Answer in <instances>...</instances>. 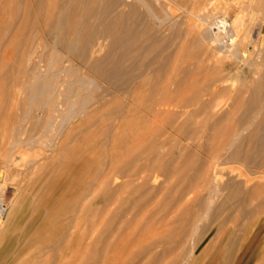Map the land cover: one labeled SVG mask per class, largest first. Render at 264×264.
I'll return each mask as SVG.
<instances>
[{"label": "bare ground", "instance_id": "1", "mask_svg": "<svg viewBox=\"0 0 264 264\" xmlns=\"http://www.w3.org/2000/svg\"><path fill=\"white\" fill-rule=\"evenodd\" d=\"M249 1L253 2L252 15L249 16V12L242 10L240 14H235V18L232 20L234 22L231 24L228 22V18L230 19L232 15H228L229 17L225 20L222 19V11L210 10L208 8L211 5V0H4L5 4L8 2V4L15 3L16 5H23L22 9H24L23 14L25 16L20 21L19 30L15 31L14 38L18 39L19 36H22L18 41L23 47L22 49L26 47L23 55L26 57L27 62H30L31 68L29 66L26 68H30V70H21L19 68L20 70L18 71L20 74L13 77H17L16 85L13 83L15 85L13 86L14 88L11 86L13 89H7L5 92L3 91L4 93L1 92L3 94H0L2 96L4 95L5 99H9L11 96L13 97L22 93L24 96L23 101L25 102L23 108L24 117L22 120L25 123H19V132L25 133L24 131L27 130L25 127L27 125L26 121H29L33 116L37 115L36 126L34 127L39 128L38 131L42 129L46 138H48L47 141L56 145L57 148L59 147L60 151L64 152L65 150L66 156L70 155L67 152L69 149H72L70 151L74 150L69 145L79 141L78 133H84V131L95 129L96 127V129L99 128L102 130H100L101 132L98 131L101 133L99 136L102 135V132L109 131L106 134V137H108V134L112 132L111 129H113V121L115 122V118H117L116 121L120 118H129L131 121L127 120L126 122L130 121L138 126L140 125V127L144 126L148 128V132L153 127L152 130L158 132L159 136H166L168 134V136L173 137L174 135L172 134L176 133L177 135L186 136L188 140L185 139L187 141L190 140L193 142L199 133L209 134V132L218 133L220 131L222 134L220 139L210 137L213 138L212 140H215L213 142H211L212 140L208 136L210 143L207 149L203 151L206 156L205 161L201 164L202 169L198 168L202 172L197 170L199 172H197L198 174H191L192 172L190 173V171H193V173L196 172L194 171L195 164L190 160L191 158H185L183 161L179 160L181 166L175 165L178 168H175L176 170L173 169V172L164 169L167 165L164 168L161 167L162 170L164 169L162 174L168 176L166 180L172 178L174 182L177 181L178 185L173 183L178 186H176V190H180L182 196L184 195L185 189L191 195L193 189L195 187L197 188L196 183L200 179L203 184L202 189L199 188L202 192H205V198L203 203L199 199L201 201V204H199L208 213L223 190L227 189V187L222 185L223 167L227 164H236L237 166H232L230 170L234 172L233 174L237 178L242 175L246 180L240 179L234 181V186L228 188L229 201L221 205L219 211L233 207L231 205L232 203L239 202L237 209L249 213L250 205L253 204L252 202L255 199L260 201L259 207L260 205L264 206V147L258 146L261 149H255L257 151L256 153H252L251 147L253 143L256 144L255 140L259 139L257 137L259 135V127L264 124V0ZM10 5L12 6V4ZM20 5L19 7H21ZM30 6H32L31 8L34 7L33 11H31ZM12 9L13 11L11 12L14 16H19L21 11L18 12L15 6ZM6 12L8 11L6 10L4 13ZM234 13L235 9L232 10V14ZM11 29L12 27L7 25L3 31L4 35L6 36L8 32H11ZM29 30L31 31L30 36L27 37L25 35L24 37V34ZM252 30L253 37L251 38L250 34ZM38 37L43 38L39 40ZM109 40L112 43L109 44L111 47L107 56L105 55L106 59L103 58L105 59L103 61L98 60L92 65L91 63L95 61V58L106 49ZM249 46L252 47V51H247L246 48ZM42 47L44 48L43 50L47 51L46 54L49 53L47 57H45V53L43 55V52L40 55L41 53L39 51ZM37 53H39V56H35ZM21 61L20 65H22ZM106 64H111L112 69L109 70V67L107 71L106 67L109 65L105 66ZM103 65L106 71L98 68L103 67ZM114 76L117 78L120 77V81L115 82V79H113ZM13 78L12 80H14ZM228 82H231V85H226ZM235 82H241V85L236 86ZM103 85L105 86L103 87ZM113 90L122 92L114 97L113 93L115 92ZM247 94L250 96V99L246 118L238 120L234 113H238V111L244 108L242 105L244 106L245 104ZM223 96L233 100L234 108L232 111L224 113L225 115L221 119L216 120L210 125L211 120L215 116L217 100ZM113 104L115 105L114 107ZM100 117L102 122L97 123ZM197 119H200V121L196 122ZM32 120L34 121L35 119L33 118ZM130 122L128 123L131 124ZM193 123L195 126L185 131ZM118 125H116V128L120 130L122 124L119 127ZM132 129L134 132L137 131L134 127ZM33 130L31 131L33 132ZM119 130L116 129V131ZM142 131L140 130L139 133L141 132L142 134ZM32 132L30 134H34ZM88 132L90 133V131ZM245 132L249 134L244 135L246 134ZM104 133L103 139L106 138ZM124 133L126 131L123 132V135H125ZM35 134L37 136V133ZM126 134L131 135L129 132ZM176 134L175 136H177ZM25 135L17 134L22 139H24L23 137ZM97 135L95 133V137ZM109 136L113 138V134ZM86 137L84 138L88 139L90 136L88 135ZM172 137L170 139L174 140ZM204 138L207 139V137ZM170 139L169 137H165L158 145L166 146L167 151V148L170 147L168 145L171 142ZM148 140L151 141L149 137ZM104 141L102 143L103 146L107 145H104ZM139 141L137 143L140 144L141 142ZM243 141L246 142V145L248 141L250 143L245 153L241 151ZM132 142L135 143L134 138ZM24 143L26 144L28 142ZM144 143L147 144L146 146H149L147 142ZM261 143L263 145V141ZM86 144H88L89 149H92L89 147V142ZM200 145L202 144L200 143ZM105 147L107 148L108 146ZM138 147L140 146H137L135 148L136 150L134 149L132 152L139 151L137 150L139 149ZM171 147L173 146L171 145ZM142 148L140 150L141 152H143ZM147 148L146 152L149 151H147ZM201 148H203V145ZM55 150L57 149L55 148ZM75 151L70 156L73 154L75 156ZM137 153L134 154V157ZM154 154L152 155L153 159L157 156L155 152ZM181 154L178 156H181ZM146 155L148 154L146 153ZM166 155L165 158L167 159ZM137 156L135 161H137ZM131 157L133 158V155ZM145 160L147 161L148 158L141 160V162L145 164ZM139 162L136 163L138 164ZM130 163L134 164L135 167L136 163L130 161L129 165H131ZM144 164L142 166L147 168L146 164L148 163L146 162ZM138 165L137 168L141 167ZM108 167L111 168L110 166ZM171 167L170 169H172ZM156 168L158 169L157 166L152 167L154 172L159 173V170H154ZM114 171L112 170L111 172ZM147 171L148 169L140 171L136 178L144 173L146 174ZM126 175L124 174L123 176ZM4 176V171L0 169V179H3ZM111 176L113 177L112 174ZM150 177L140 176V178L144 179V181L142 180L144 183H136L137 187L139 184L143 187L147 180L149 182ZM95 178L93 177V179ZM153 178L157 180L155 176ZM172 179H170V182L173 181ZM102 182L105 185L106 180L104 181L103 179ZM131 182L133 187V179ZM94 183L96 182L93 181ZM96 184L98 187V181ZM94 186L92 189L95 188ZM98 188L96 191H99ZM89 191L88 193L90 194ZM150 193L151 191L148 192V194ZM164 194L167 195V192L165 191ZM175 196L177 195L175 194ZM175 196H172L173 199ZM195 198L193 197V199ZM173 199V204L178 201L179 205L180 201L175 199L176 202H174L175 200L173 201ZM81 206H79L80 209ZM83 212L80 216H83ZM193 221L191 224H194V228L190 233L185 234V241H192L194 243L187 258L181 259L179 263L206 264L207 261L205 258L209 245L204 247V244L200 243V239L196 242L195 236L198 234L201 222L197 219ZM68 227L69 225L66 223V228ZM72 233L76 234L74 230ZM78 233L77 231V236ZM69 234L71 233L69 232ZM245 248L238 251V258L244 252ZM255 258L257 257L254 255L253 259ZM218 262H213L212 264H221ZM225 264H229L228 259H225ZM248 264H259V260L256 259Z\"/></svg>", "mask_w": 264, "mask_h": 264}, {"label": "rangeland", "instance_id": "2", "mask_svg": "<svg viewBox=\"0 0 264 264\" xmlns=\"http://www.w3.org/2000/svg\"><path fill=\"white\" fill-rule=\"evenodd\" d=\"M210 3L211 5L208 7L210 8V10L215 9V11H222V14L224 16H222V19L227 20V17L232 15L233 18H228V22H230L231 24H233L234 22H232V20H234L235 14H240L242 10H246L247 12H249V16H251L253 13V2L249 0H211ZM10 4H12V6ZM10 4H8V2L5 4L4 0H0V93L3 91L5 92L7 89L9 90L14 88L13 86L16 85L17 77H13L20 74L18 70H30L31 68V64H29L30 62H27L26 57L23 55L24 49L26 47L22 49L23 47L18 41L20 38H22V36H19L18 39L14 38V33L15 31L19 30V24L21 23L20 21H22L25 16V14H23L24 9H22L23 5H16L15 3ZM19 5L21 7H19ZM14 6L15 9L18 10V12L21 11V13L19 14V16L21 17H19L18 15L14 16V14L11 12L13 11V9L11 10V8H14ZM31 7L32 6H30V8ZM33 9L34 7L31 8V11H33ZM233 9H235L234 14H232ZM6 10L8 12L4 13ZM7 25L11 26L12 29L11 32H8V34L5 36L3 31ZM30 33V30L27 31L24 34V37L25 35L27 37L30 36ZM251 34L250 37L252 38L253 30L251 31ZM250 37L249 39H251ZM42 38L43 37H38L39 40ZM109 42L106 49L96 57L97 59L95 58V61L91 63L92 65L95 64V62L98 60L103 61L106 59L105 57L109 53L111 47V45L109 44H111L112 41L109 40ZM18 44H20V46H18ZM16 47L17 49H15ZM43 49L44 48L42 47L39 53L43 52V55H45L47 51ZM246 49L247 51H252L251 46ZM39 53H37V55L35 56H39ZM48 54L49 53H47L45 57H47ZM40 55H42V53ZM19 59L20 61L22 60V65H20ZM24 64L26 65L25 67ZM107 65H109L108 67H106L107 71L109 67V70H111V64H106L105 66ZM20 66H23V68H21ZM28 66L30 68L27 69L26 67ZM103 67L101 66L98 68L102 71H106V68ZM12 78L14 80H12ZM119 78L120 77L117 78L114 76L113 79H115V82H119ZM13 83L15 85H13ZM229 84L231 85V82H228L226 85L229 86ZM235 85H241V82H235ZM104 86L105 85H103V87ZM113 92H115L113 93V96L115 97L122 91L118 92L113 90ZM1 94L0 148L2 151L0 150V169L4 171L5 176L3 179H0V195H2L5 200L7 213L4 219L0 221V264H181L179 263L180 260L187 258V255L189 254L194 243L192 241L186 242L185 234L192 231V229L194 228V224L192 225L191 222L195 219L201 222L198 234H195L196 242L200 239V243L204 244V247L209 245L205 258L207 261L206 264H212L213 262L217 263L220 260L222 261L218 263L225 264V259H228L229 264H248L249 262L255 261L256 259L259 260V264H264V206H258L260 204V201L257 199L253 200V204L250 205L249 213L242 212L237 209L239 202L232 203L231 205H233V207L219 211L221 205L226 204L229 201L228 188L230 186H234V181L240 179L246 180V178H244V176L242 175L239 176L238 179L237 176L233 174L234 172L230 170V168L232 166H235L236 164H227L223 167L224 171L222 177V185L224 187H227V189L223 190L220 197L216 199L213 207L210 208L208 213H206L204 208L200 207V204L203 203V200L205 198V192H202L201 190L203 183L200 181V179H198L199 181L197 180L198 182L196 183L197 188H201L200 190L195 187L190 195L185 189V192L183 193L184 195L182 196L180 190H176L178 187L177 181L174 182V179L172 178H169L168 181L166 180L168 176L162 174L164 169L171 172L176 170L175 168L178 167L175 165H178L180 167L181 163L179 162V160L183 161L185 158H191L190 160L195 164L194 171L196 172L193 173V171H190V173L192 172L191 174L195 175L198 172L197 170H199V172H202L201 164L205 161L206 157L203 151L204 149H207L210 143L208 139L210 137H216V139H220L222 137L220 131L218 133L209 132V134L199 133L200 135L198 134V136L194 139L195 141L193 142L190 140L187 141L188 139L186 136L177 135L176 133L175 134L177 136H175V134H172L174 135L173 137L168 136V134L166 136H159L158 132L152 130L153 127L150 128V132H148V128H145L144 126L140 127V125L138 126L135 123L130 122L131 119L129 118H120L122 121L120 119L116 121L117 118L113 117L115 118L116 123H118V121L120 120L119 123L122 124V127H120L119 130L118 128H116V125H118L119 123L116 124L113 121V129H111L112 132L110 131V134H113V138H111L112 136H109L110 134H108V137L110 138L106 137V134L109 131H105V133L102 132V135L99 136L102 130L99 128L96 129V127V130L94 128L88 130L93 137L87 130L84 131V133H78L79 136L76 134L79 138V141L76 142L77 144L73 142L74 145L71 143V145L73 146L69 145L71 148H74V150L70 151L72 149H69L70 153L69 151H67L68 154L71 155V153L74 152L75 149H77V151H75L76 155L74 156L73 154L72 156H66L65 150L64 152L60 151L59 147L57 148L56 145L52 144L50 141H47L48 138H46V135L43 133L42 129L38 131L39 128L34 127L36 126V120L38 117L37 115L32 117V119H35L34 121L32 119L26 121L27 125H29L25 126L27 128V130L24 131L25 133L19 132V123L24 122L22 118L24 117L23 108L25 102L23 101L24 96L22 95V93L13 97L11 96L9 99H5L4 95L2 96ZM17 98L18 100H20H16ZM249 99L250 96L247 94L245 97V104L243 103L244 106L242 105V107L244 108L241 111H238V113H234L238 120H243L246 118ZM114 106L115 105L113 104V107ZM233 108L234 103L232 99H229L226 96L220 97L217 100L215 116L211 120L210 125L216 120L221 119V117L225 115L224 113L232 111ZM127 120H130L128 122H130L132 125L126 122ZM30 121H33L34 123L32 122L31 124ZM199 121L200 119L196 120V122ZM100 122H102L101 117L99 118L97 123ZM121 124H119L118 127L121 126ZM194 126L195 124L193 123V125L188 126L185 131L190 130ZM133 127L136 128L135 130H137L138 132H134L132 129ZM138 127L140 128V130L147 131H142V134L144 136L141 134V132L139 133L140 130H138ZM32 128L36 131L34 132ZM116 129L119 131H116ZM31 130H33V132ZM125 131L126 133H131V135L126 133H124L125 135H123V132ZM31 132L34 134H30ZM113 132L115 133V135ZM35 133H37V136ZM95 133L96 135L98 134L96 137ZM103 133L105 134V139L107 142L104 141L105 139H103ZM132 133L136 134L133 135ZM148 133H150V135H148ZM245 133L246 134L244 135L249 134L248 132ZM17 134L27 135L23 137L24 139L19 136L21 139L20 140ZM87 134L90 136L88 139H86V136H88ZM258 134L259 135L257 137L260 140H255L256 144L253 143V146L251 145L252 153H256L257 151H255V149L258 150L257 148L261 149L258 146L264 147V124L260 125ZM83 136L86 138H84ZM144 137H146L147 139L145 138L144 140ZM148 137L149 139H151V141L148 140ZM165 137H169V139L171 137L174 138V140L170 139L171 142L168 144L170 145V147H168L167 145V151L166 146L158 145L160 144V141ZM204 137H207V139ZM133 138L135 143L132 142ZM137 138H139L140 141ZM212 139L213 138H210V140ZM136 140L141 142L142 145L141 143H137L138 141L136 142ZM103 141L104 145L107 144L105 145L108 146L107 148L103 146ZM117 141H119L121 144ZM143 141L147 142L149 146H146L147 144ZM173 141L175 142V144ZM213 141L215 140H212L211 142ZM256 141L258 142V144ZM260 141H263V145ZM24 142L28 143L25 144ZM88 142L90 143L89 147L92 149L88 148V144H86ZM151 142L153 145L155 143V145L153 146ZM244 142L245 141H243V144L241 146V151L243 153H245L247 147L250 146H248V144H250L249 141L247 142V145L246 142ZM200 143L203 145V148H201L202 145H200ZM95 144L97 145L95 146ZM143 144L145 145V148ZM171 145L173 147H171ZM191 145L194 146L192 147ZM137 146H140L138 147L139 149H137L139 150L137 151L138 153L136 151L133 153L132 150L134 151ZM55 148L58 151L55 150ZM86 148H88L89 150ZM141 148L143 152L140 151ZM146 148L147 151L149 150L148 152H146ZM154 152L157 155V159L154 158L156 160H154L152 156ZM135 153L140 156L138 157L136 154L137 161H135ZM146 153L148 155H146ZM164 153H170L171 155H166ZM181 153L184 155H182ZM143 154H145L146 156ZM180 154L181 156H178ZM82 155L84 158L82 157ZM132 155L134 159L131 157ZM165 155L167 159L165 158ZM71 157L73 158L71 159ZM147 158L148 160H153H145L148 164L150 162L151 163L148 165L145 162L147 168H144V166H142L144 162H141V160ZM110 160L111 162H113L111 163ZM114 160L117 163H115ZM139 160L141 164H139ZM130 161L133 163L139 162V165L137 163L136 164L141 167L137 168V165L135 164V167L137 168L136 169L134 167V164L130 163L131 165H129ZM151 164L153 168L156 166L158 167V169L156 168L154 170H159V173L153 171ZM171 164L174 168L171 167ZM108 166H110L111 168H109ZM169 166L172 169H170ZM142 167L144 169H148L149 173L147 171L146 174H150L146 175L144 173L142 174L143 177L151 176L149 178V182L147 180L143 187L141 184L144 183V179L140 178V176L142 175L136 178L138 173L144 170ZM161 167L165 168L162 170ZM112 170L115 171L111 172ZM95 174L97 176L96 178ZM111 174L113 175V177L111 176ZM122 174H125L126 176H123ZM154 176L157 180H154ZM93 177L95 179H93ZM103 179L104 181L106 180L105 185L102 182ZM110 179L111 181L109 182ZM132 179L133 187L131 184ZM170 179H172L173 181L170 182ZM91 180L96 183L98 181V187H101L98 188L97 184H93V181ZM139 182L142 183L137 187L136 183ZM88 183H90L92 187L88 185ZM109 184L111 185L109 186ZM93 186L95 187L94 189H92ZM97 188L99 191H96ZM88 191L90 192V194L88 193ZM150 191L151 193L148 194V192ZM165 191L167 192V195L164 194ZM175 194L177 196H175ZM172 196H175V198L173 199ZM193 197L196 198L193 199ZM172 199L173 201L175 199L179 200V205H181L179 206L178 201L176 202V200L174 201L176 203L173 204ZM181 200L183 203L181 202ZM189 202L192 203L190 204ZM91 205L92 207H90ZM79 206H81V209ZM82 212L83 216H80ZM94 221H96L97 223ZM66 223H68L70 228H66ZM191 226L192 228H190ZM75 228H77L76 231ZM71 229L72 232L74 230V233L76 234H73L71 232ZM77 231L79 232L78 236ZM69 232L73 235L71 236ZM246 243H248L247 246ZM243 248H245V250L238 258L237 253ZM254 255L257 258L253 259Z\"/></svg>", "mask_w": 264, "mask_h": 264}, {"label": "built area", "instance_id": "3", "mask_svg": "<svg viewBox=\"0 0 264 264\" xmlns=\"http://www.w3.org/2000/svg\"><path fill=\"white\" fill-rule=\"evenodd\" d=\"M6 213H7L6 203H5L3 196L0 195V221L4 219Z\"/></svg>", "mask_w": 264, "mask_h": 264}]
</instances>
